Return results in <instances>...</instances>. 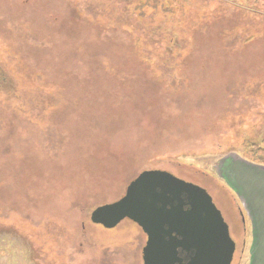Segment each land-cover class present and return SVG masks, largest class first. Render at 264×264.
Returning a JSON list of instances; mask_svg holds the SVG:
<instances>
[{
	"label": "rangeland",
	"instance_id": "1",
	"mask_svg": "<svg viewBox=\"0 0 264 264\" xmlns=\"http://www.w3.org/2000/svg\"><path fill=\"white\" fill-rule=\"evenodd\" d=\"M263 138L264 0H0V264H143L90 221L143 170L203 187L249 264L228 184Z\"/></svg>",
	"mask_w": 264,
	"mask_h": 264
},
{
	"label": "water",
	"instance_id": "2",
	"mask_svg": "<svg viewBox=\"0 0 264 264\" xmlns=\"http://www.w3.org/2000/svg\"><path fill=\"white\" fill-rule=\"evenodd\" d=\"M129 219L146 236L143 264H231L236 243L210 194L166 171L143 170L90 221L113 228Z\"/></svg>",
	"mask_w": 264,
	"mask_h": 264
},
{
	"label": "crops",
	"instance_id": "3",
	"mask_svg": "<svg viewBox=\"0 0 264 264\" xmlns=\"http://www.w3.org/2000/svg\"><path fill=\"white\" fill-rule=\"evenodd\" d=\"M231 169L234 182L228 189L239 201L238 210L251 231L249 264H264V166L237 159Z\"/></svg>",
	"mask_w": 264,
	"mask_h": 264
},
{
	"label": "trees",
	"instance_id": "4",
	"mask_svg": "<svg viewBox=\"0 0 264 264\" xmlns=\"http://www.w3.org/2000/svg\"><path fill=\"white\" fill-rule=\"evenodd\" d=\"M11 79H13V77ZM1 92H3L2 93L3 96H4V94H7L9 96L10 95L9 92L11 94H13L16 91H14V89H10V88L6 87L4 89H1ZM8 105H11V104L8 103ZM243 148H244L243 157L245 158V160H247L251 163H255V164L264 166V138L261 141L260 145L246 144L245 146H243Z\"/></svg>",
	"mask_w": 264,
	"mask_h": 264
}]
</instances>
